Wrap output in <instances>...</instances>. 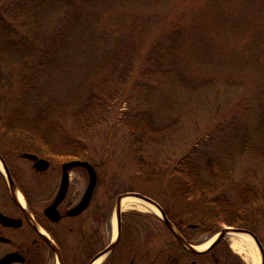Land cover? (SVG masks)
<instances>
[{"label":"rangeland","instance_id":"obj_1","mask_svg":"<svg viewBox=\"0 0 264 264\" xmlns=\"http://www.w3.org/2000/svg\"><path fill=\"white\" fill-rule=\"evenodd\" d=\"M49 2L0 0V24L41 45L58 32L54 60L36 76L29 101L73 116L88 110L98 122L76 135L66 120L67 135L53 139L65 144L57 153L78 150L93 165L97 199L109 189L112 218L118 196L138 193L189 224L173 174L186 160L214 197L236 201L247 186L264 192V0ZM36 62L32 53L1 60V112L18 100ZM6 153L28 181L24 162ZM121 215L151 263L169 245L164 224L151 212ZM112 233L105 230L107 239Z\"/></svg>","mask_w":264,"mask_h":264},{"label":"flooded vegetation","instance_id":"obj_2","mask_svg":"<svg viewBox=\"0 0 264 264\" xmlns=\"http://www.w3.org/2000/svg\"><path fill=\"white\" fill-rule=\"evenodd\" d=\"M8 153L24 162L29 180L15 170L6 152H0L11 180L10 183L5 172H1L0 215L8 220L0 221V262L8 259L7 264H93L101 258L100 264H122L130 257L128 264H144L136 242L138 230L132 223L123 224V211L119 240L111 251L101 255L112 242L105 234L112 227L110 191L105 189V199L98 200L97 182L88 205L75 211L89 184L85 169L73 168L67 172L65 195L57 201L64 177L63 165L79 159L78 150L47 156L28 153L48 163L43 171H36L33 161L22 158L25 153ZM259 211L241 226L222 225L216 230L192 223L183 227L182 220L175 223L166 216L185 245L164 226L171 237L169 245L157 251L149 264H253L249 247L241 244L238 236L249 238L258 264H264V209ZM165 253L164 262L160 259Z\"/></svg>","mask_w":264,"mask_h":264},{"label":"trees","instance_id":"obj_3","mask_svg":"<svg viewBox=\"0 0 264 264\" xmlns=\"http://www.w3.org/2000/svg\"><path fill=\"white\" fill-rule=\"evenodd\" d=\"M56 2L57 0H50L49 3ZM57 36L58 32L52 39L41 45L36 40L24 41L8 24H0V38H2L0 40V88H2L1 60L4 57L19 53H32L37 57V62L31 68L32 75L21 81L18 100L5 112L0 111V152L34 153L41 156L55 154L60 146L65 144L64 141L53 139V137L67 135L69 125L67 126L66 120L72 121V128L76 129L73 132L76 135L91 134L95 128L97 129L98 122L96 124V121L91 119L88 110H85V114L81 116H73L65 114L56 106L36 107L29 101L36 90L38 81L36 76L44 72L47 65L54 60L52 43L57 44L60 38ZM82 150L81 147L80 151ZM78 158L86 160L81 152ZM208 163L210 166L217 167L212 161ZM214 171L217 170L214 169ZM173 174L178 178L176 181V185H179L178 198L185 205L184 214L190 212V223L199 227L216 230L222 225L241 226L248 220H252L254 215L261 213L259 210L264 209V192L258 193L249 186L239 191L236 201L226 199L225 195L214 197L212 184L200 178L196 164L191 160L181 162L180 168ZM251 191L256 192L255 196H252ZM166 216L172 219L167 213Z\"/></svg>","mask_w":264,"mask_h":264},{"label":"water","instance_id":"obj_4","mask_svg":"<svg viewBox=\"0 0 264 264\" xmlns=\"http://www.w3.org/2000/svg\"><path fill=\"white\" fill-rule=\"evenodd\" d=\"M22 158L33 161L34 162L33 167L36 171H43L44 169H46L48 167V163L45 160L38 159L34 155L23 154ZM0 163H1V166H2V168L6 174V177L9 179V182L11 183V180L8 176L6 166L2 162L1 158H0ZM73 168H83L87 171L88 176H89V184H88V187H87L86 192L84 194V197H83L81 203L75 209V211H81L89 203L92 191H93L94 186L97 182V175H96V171L93 168V166L86 161L73 160V161L65 163L63 165V171H64L63 182H62V186L60 188V192H59L57 201L62 200L64 195H65L66 188H67V172ZM124 197H134V198H137L139 200H142V201L154 206L155 209L158 211L159 217H160L161 221L164 223V225L166 226V228L175 235V237L177 238V240L181 244L185 245V242L183 241V239L181 237H179L177 234H175V231H174L173 227L171 226V224L169 223V221L167 220L163 210L159 207V205L156 202H154L153 200L149 199L148 197H145V196L140 195L138 193H129V194L122 195V196H119L116 198L115 217H116L117 236H116V239L113 242H111V244L104 250V252L101 255H104V254L108 253L109 251H111L119 240V237H120V212H121L120 204H121L122 198H124ZM7 220L8 219H6V218L2 217V215H0V221H2V223H4ZM7 263H9L8 259H4L3 261L0 262V264H7Z\"/></svg>","mask_w":264,"mask_h":264},{"label":"bare ground","instance_id":"obj_5","mask_svg":"<svg viewBox=\"0 0 264 264\" xmlns=\"http://www.w3.org/2000/svg\"><path fill=\"white\" fill-rule=\"evenodd\" d=\"M0 169H1V166H0ZM19 202L21 203V205H23V201H22L21 197H19ZM120 206H121V211L136 210V211H140V212H151L155 215H159L158 211L155 209L154 206H152L151 204H148L142 200L134 198V197L122 198ZM112 229H113L112 239L115 240V238L117 236V230H116V218L114 216L112 218ZM237 240L241 244H245L247 247H249V249L251 251V258H252L253 264H258L257 253L255 251V248L253 247L252 242L249 240V238H247L245 236H238ZM101 261H102V259L100 258L96 262H94L93 264H100Z\"/></svg>","mask_w":264,"mask_h":264}]
</instances>
